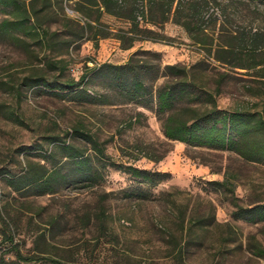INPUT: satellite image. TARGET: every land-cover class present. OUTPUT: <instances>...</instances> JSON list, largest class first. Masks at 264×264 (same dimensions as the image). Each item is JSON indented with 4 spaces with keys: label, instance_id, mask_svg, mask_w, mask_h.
<instances>
[{
    "label": "rangeland",
    "instance_id": "obj_1",
    "mask_svg": "<svg viewBox=\"0 0 264 264\" xmlns=\"http://www.w3.org/2000/svg\"><path fill=\"white\" fill-rule=\"evenodd\" d=\"M80 1L65 0L61 11L52 0L55 8L41 18L49 32L41 38L15 33L17 41L0 40V264L17 263L19 255L27 260L22 264H264V223L234 219L240 208L264 204V164L168 140L154 101H131L110 77L94 71L125 65L135 56L140 64L159 68L155 85L160 87L171 80L164 76L166 66L190 68L206 59L209 70L198 82L220 91L218 109L263 117L264 79L249 76L256 71L216 62L206 54L208 47L194 41L195 34L174 23L181 2L182 19L193 18L186 0H176L167 22L154 10L162 19L159 27L141 25L161 38L136 42L131 49L116 39L129 25L108 15L101 17L106 39L88 40L90 30L79 38L85 19L72 9ZM207 1L201 21L216 28L213 51L228 41L220 29L264 32V0ZM5 17L0 15V22ZM215 19L219 22L212 25ZM56 32L59 36L52 37ZM84 76L83 87L103 104L79 103L70 94L33 88L28 80L60 84ZM69 147L91 159L99 175L95 181H85L88 173L68 162ZM120 166L171 177L155 187L140 185ZM53 170L59 177L52 194L41 195L36 186L16 191L10 184Z\"/></svg>",
    "mask_w": 264,
    "mask_h": 264
},
{
    "label": "trees",
    "instance_id": "obj_2",
    "mask_svg": "<svg viewBox=\"0 0 264 264\" xmlns=\"http://www.w3.org/2000/svg\"><path fill=\"white\" fill-rule=\"evenodd\" d=\"M65 0H57V8L64 11L63 3ZM69 1V0H68ZM72 1V0H70ZM188 7L193 12V18L183 20L182 2L178 3L174 12V23L184 27L188 33L195 34L193 39L202 42L207 55L222 65H228L233 69L256 71L251 77L264 79V58L257 61L264 55V32L263 31H231L220 29L219 36H226V45H217L214 49L215 29H209L201 21L204 8L210 1L207 0H186ZM176 0H81L76 3L72 11L78 13L85 19V25L80 27L78 37L84 38L85 33L90 30L92 38L88 40L97 41V37L106 39L104 25L101 24V17L108 15L129 25L127 31L120 30L118 39L124 49H131L139 41H157L161 35L154 30L143 27L142 22L159 27L160 22L170 21L173 5ZM142 4V12L139 7ZM55 4L52 0H0V15H5L0 22V40L10 38L13 41L19 40L15 33L24 36L41 38L42 15L54 9ZM154 10L161 14V18H156ZM149 14V16H148ZM189 17V16H188ZM64 20L69 24L72 19L64 16ZM218 19L212 20L215 25ZM225 24V21L223 22ZM68 26V25H66ZM216 27V26H215ZM59 36L54 33L52 37ZM200 38H204L203 40ZM213 43H209V39ZM41 40H46L42 38ZM48 40V39H47ZM50 41L48 40V43ZM67 44L72 42L67 41ZM149 53V52H146ZM157 56V54H154ZM133 56L125 65L105 64L98 68L95 73H104L111 79L114 88L120 90L131 101H154L157 108V115L162 121L165 137L170 141L180 142L193 148L207 149L218 152H232L239 155L246 161L264 164V117L260 113L245 111H222L218 109L216 96L219 90L211 91L200 85L198 77L209 70L208 60L204 59L190 68L180 65L165 67V77L171 80L160 87H156L159 80V68L148 64H140L135 61ZM253 62L244 64L240 62ZM93 72V73H94ZM262 74V75H259ZM87 76L82 77L81 81H67L60 84H49L45 79H28L31 87H45L50 93L56 92L59 95H68L76 102L83 104H103L99 98L88 94V90L83 87ZM225 80V78H222ZM75 134L85 136L91 143L94 141L85 134L75 131ZM96 152L104 155L103 151L95 144ZM68 162L79 171L88 173L85 181L93 182L98 178V172L94 169L91 159L86 157L83 151L74 147L66 148ZM47 159H45L46 161ZM69 164V163H68ZM125 174L132 177L140 185L155 187L170 179L169 173L139 169L134 166H120ZM47 173V171H46ZM37 177L27 183L10 184L16 191H21L31 186L42 189L41 195L52 194L55 192L53 179L59 176L57 170H53ZM219 184V183H217ZM143 191L138 190L137 195L142 196ZM144 194V193H143ZM234 219L250 224L264 223V204H259L248 209L240 208L234 213ZM260 256H264V251H260ZM19 262L22 264L27 261L20 255ZM2 264L5 263L1 260Z\"/></svg>",
    "mask_w": 264,
    "mask_h": 264
}]
</instances>
